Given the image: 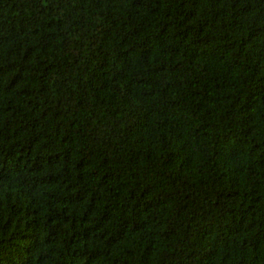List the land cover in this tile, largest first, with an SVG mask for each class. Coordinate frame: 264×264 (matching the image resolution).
<instances>
[{
  "label": "trees",
  "instance_id": "1",
  "mask_svg": "<svg viewBox=\"0 0 264 264\" xmlns=\"http://www.w3.org/2000/svg\"><path fill=\"white\" fill-rule=\"evenodd\" d=\"M0 264H264V0H0Z\"/></svg>",
  "mask_w": 264,
  "mask_h": 264
}]
</instances>
